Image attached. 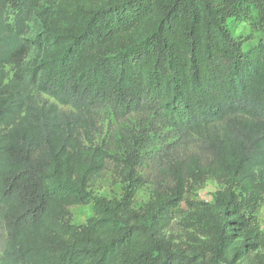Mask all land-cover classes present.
Wrapping results in <instances>:
<instances>
[{
    "label": "trees",
    "instance_id": "trees-1",
    "mask_svg": "<svg viewBox=\"0 0 264 264\" xmlns=\"http://www.w3.org/2000/svg\"><path fill=\"white\" fill-rule=\"evenodd\" d=\"M244 4L264 34V0H0V264H264V42L226 23ZM103 108L168 137L171 184L139 209L135 148L119 199L90 192ZM206 180L212 202L186 199Z\"/></svg>",
    "mask_w": 264,
    "mask_h": 264
},
{
    "label": "rangeland",
    "instance_id": "rangeland-1",
    "mask_svg": "<svg viewBox=\"0 0 264 264\" xmlns=\"http://www.w3.org/2000/svg\"><path fill=\"white\" fill-rule=\"evenodd\" d=\"M234 16L227 19V27L233 37L243 41V48L248 49L253 45L264 42V34L258 28L256 21L259 16V8L253 4H244L235 8ZM29 38V36H27ZM98 132L95 134V143L102 145L110 155L103 177L91 188L92 196L105 199H119L121 196V184L117 175L114 158L124 159L125 153L130 148L136 149V155L142 168L140 172L148 180L145 188L140 190L134 202V208H141L151 197L155 187L169 186L171 184L167 170L170 164L172 149L167 147V135L154 132L139 114H133L125 118H116L111 111L103 108L99 112ZM187 147V148H186ZM188 150L187 144H181L179 150ZM142 160V161H140ZM220 186L211 180H206L198 188H192L186 195V199L212 202L215 193ZM180 208H185L182 203ZM71 222L81 225L93 215L92 206H76L68 209ZM257 224L264 235V200L260 204L257 216ZM175 228V227H174Z\"/></svg>",
    "mask_w": 264,
    "mask_h": 264
}]
</instances>
